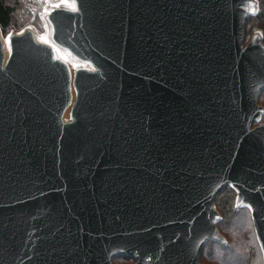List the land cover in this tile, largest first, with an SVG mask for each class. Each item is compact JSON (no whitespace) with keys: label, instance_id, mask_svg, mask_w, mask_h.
<instances>
[{"label":"water","instance_id":"1","mask_svg":"<svg viewBox=\"0 0 264 264\" xmlns=\"http://www.w3.org/2000/svg\"><path fill=\"white\" fill-rule=\"evenodd\" d=\"M75 2L0 30V264H200L226 188L264 260L257 1Z\"/></svg>","mask_w":264,"mask_h":264},{"label":"trees","instance_id":"2","mask_svg":"<svg viewBox=\"0 0 264 264\" xmlns=\"http://www.w3.org/2000/svg\"><path fill=\"white\" fill-rule=\"evenodd\" d=\"M256 1L257 14L246 22L245 42L254 30L261 33L264 42V0ZM20 6L19 0H0V30L3 35L16 23L15 14ZM258 104L264 108V90L258 96ZM261 122H264V115ZM235 198L236 193L231 188H226L216 198L215 208L221 216L216 227L226 243L207 242L199 257L200 264H264L250 212L247 208H236ZM118 259L138 264L123 257Z\"/></svg>","mask_w":264,"mask_h":264},{"label":"rangeland","instance_id":"3","mask_svg":"<svg viewBox=\"0 0 264 264\" xmlns=\"http://www.w3.org/2000/svg\"><path fill=\"white\" fill-rule=\"evenodd\" d=\"M20 4L22 6H20L18 8V10L16 11L15 14V19L16 23L14 22L10 28L6 31L5 35H3L2 38V42L4 43L3 48L5 50V52H9L10 48H9V33H21L22 30L24 29H31L32 33H34L35 39L37 40L38 43L40 44H46L50 46V35H51V29L49 27V25H47V22L45 21L44 15H45V11L49 8H55L52 5L55 3H58L59 0H19ZM61 7H64L63 5ZM24 15V16H23ZM254 33H258L261 35V33L258 30H254L252 32ZM41 36H45L46 39L48 40V43H44L41 41L40 37ZM251 37L248 36L247 41L249 40V38ZM5 45L9 48L5 47ZM55 59L57 60H61L65 63L71 64V68L70 70V74L73 75L74 71L76 69L79 68H83V69H87L86 67L89 65H87L86 63H82L81 61H78L77 59L73 58L70 53L65 50L60 48L59 50L55 51ZM90 66V65H89ZM67 114V112L65 113ZM69 117H68V121H69ZM225 239V238H224ZM226 243V242H225ZM113 264H135L133 262L130 261H125L123 259H115L112 260Z\"/></svg>","mask_w":264,"mask_h":264},{"label":"snow or ice","instance_id":"4","mask_svg":"<svg viewBox=\"0 0 264 264\" xmlns=\"http://www.w3.org/2000/svg\"><path fill=\"white\" fill-rule=\"evenodd\" d=\"M62 5L65 8H67V9L73 11V12H75L77 10V5H76L75 0H59L58 3H55L52 6L55 7V8H58V7H61ZM9 36H11V33H9ZM40 39H41L42 42L48 43V40L46 39L45 36H41ZM53 48L55 49V45H53ZM85 63H87V62H85Z\"/></svg>","mask_w":264,"mask_h":264},{"label":"bare ground","instance_id":"5","mask_svg":"<svg viewBox=\"0 0 264 264\" xmlns=\"http://www.w3.org/2000/svg\"><path fill=\"white\" fill-rule=\"evenodd\" d=\"M3 52H4V55H6V54H7V52H5V50H3Z\"/></svg>","mask_w":264,"mask_h":264}]
</instances>
